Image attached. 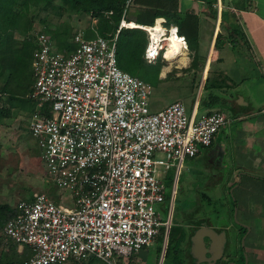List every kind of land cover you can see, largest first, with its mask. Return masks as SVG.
<instances>
[{"label":"built area","instance_id":"obj_1","mask_svg":"<svg viewBox=\"0 0 264 264\" xmlns=\"http://www.w3.org/2000/svg\"><path fill=\"white\" fill-rule=\"evenodd\" d=\"M133 2L126 0L119 31L128 27ZM116 40L88 39L79 32L76 48L68 52L42 31L35 33L30 98L38 109L29 131L49 177L71 202L56 204L46 193H35L15 206L4 235L19 253L29 249L22 264H71L91 257L132 264L161 237L166 243L172 209H165L162 171L179 172L233 122L223 111L189 115L182 101L152 112V89L119 67ZM166 43L153 48L149 33L145 61L155 64L164 57Z\"/></svg>","mask_w":264,"mask_h":264},{"label":"rangeland","instance_id":"obj_2","mask_svg":"<svg viewBox=\"0 0 264 264\" xmlns=\"http://www.w3.org/2000/svg\"><path fill=\"white\" fill-rule=\"evenodd\" d=\"M224 1L228 3V0ZM244 2V5H246L244 6L245 10L248 11L251 2L250 0H245ZM55 4L63 7L62 3L58 0L55 1ZM43 6L44 3L39 2L37 6L32 8L31 17L34 33L42 31L53 41L54 46L60 50L65 49L71 52L75 49L74 36L79 30L85 32L89 29L94 30V32L86 34V38L88 39L100 37L95 32L94 26L96 24L90 16L78 15L76 13L70 14L65 12V10L61 12L60 16L55 13L56 10L51 9L45 11ZM131 7L128 11L127 21L134 19L131 15L134 6ZM261 11L263 12L264 10L262 9ZM231 12L226 10L222 13L219 24L222 31L226 28V23H229L233 26L235 24V28L247 34V26L250 24L246 23L244 15L236 19ZM15 37L20 40L19 35H15ZM222 43V39H219L216 48L221 51L224 57L227 53L225 50H222ZM198 52L199 65L196 69L190 68L192 61L186 67H179V64H173L169 73L166 75L167 77H164V79L161 76L157 79V72L159 66H161L159 62L162 63L163 67H168L169 64L163 62L161 59L157 61L158 64L157 62L155 64H149L145 61L138 63L136 67L138 74H132L129 68L132 65V61L123 57V64L126 67L121 68L132 76L142 80L152 89L149 102L152 112L162 111L174 102L182 101L189 115L195 110L197 105L196 100L200 93L201 95L204 93L206 95L210 91L213 93V90H211L212 87L227 86L225 79L220 75L225 66L232 67L236 75H240L246 79V88L253 87L256 79H263L262 75L264 74L259 67L255 55L242 45V43L234 51L235 59L233 61L227 60L224 65H219L209 58V48L198 50ZM212 54L214 55V51ZM189 58H192L191 54ZM207 65H209V74L207 77V79L209 78V83L204 92V86L207 81H205V69ZM34 85L35 78L33 73L30 72L27 83L25 85H18L16 90L10 92V94H3L0 89V110L10 111L7 115H5V112L2 113L0 111V204H8L12 208H15L20 201H31L35 193H46L56 204L61 202L65 203V201L67 203L71 202L68 193L64 190L57 189L49 177L41 158L38 142L29 131L31 117L38 109V101L30 98L34 92ZM201 115L202 110L199 109L197 118H200ZM223 129L217 135L221 134ZM215 166L218 169L215 177L210 175L207 165L204 166L195 159H187L178 175L177 169L164 173L166 183L169 184L167 185L168 194L171 195L170 201L166 202V208L167 212L172 209L174 217L172 227L175 226V223L178 226L179 233L176 237H180L179 234L183 229L189 231L188 225H190V221H197L196 219L199 217L197 214L200 213L202 214L201 216L210 219L212 222L222 223L226 197L230 205L233 204L235 199L234 194L227 192L226 195L220 190L224 189L225 175L227 173L224 168L227 167V164L222 161ZM215 166H212V168ZM171 183L173 184L171 185ZM204 193H206L205 196H203ZM173 196L174 201H172ZM197 208H201V212ZM233 222L235 225L238 223L235 218H233ZM1 236L0 232V240L2 238ZM214 236L216 240L211 242L210 251L215 253L214 258H218L223 248L217 236L215 234ZM163 239L161 237L150 248L134 256L131 259L133 263L175 264V259L166 257L168 243L166 242L165 244ZM212 244H214L213 247ZM2 249L3 252L1 251ZM9 250L10 246L8 244L1 248L0 258L2 254H6ZM25 252L26 255L21 257L22 260H26L31 255L27 247H25ZM204 255L205 253L203 252ZM11 259L14 260L13 256ZM211 259L210 257L209 260L212 261ZM84 264L108 263L91 257Z\"/></svg>","mask_w":264,"mask_h":264},{"label":"crops","instance_id":"obj_3","mask_svg":"<svg viewBox=\"0 0 264 264\" xmlns=\"http://www.w3.org/2000/svg\"><path fill=\"white\" fill-rule=\"evenodd\" d=\"M244 1L228 0L226 3L224 0H134L131 5L134 6L131 13L134 19L127 21L128 11L132 8L130 7L125 20L126 23H135L142 27H153L158 24L159 20H162L161 25L164 31L176 30L180 38H185L184 45L188 49L187 65L193 61L195 56V52L191 49L198 51L207 48L210 49L209 58L219 65H224L227 60L233 61L235 59L234 51L242 43L253 52L264 74V11H261L264 10V0H250L251 4H249L248 11L245 10ZM226 10L232 11L231 13L236 19L244 15L246 23L250 24L247 26L248 35L235 28V24L233 26L229 23H226V28L222 31L219 24L222 13ZM146 13L158 16L154 25L137 23L139 15ZM167 14L174 15V20L170 23L167 22ZM123 29L145 31L149 43V33L145 28L127 27ZM120 31L118 30V33ZM79 32L84 33L85 36L87 31L79 30L75 34ZM219 39L223 41L222 50L227 53L224 57L221 51L216 48ZM213 51L214 55L212 54ZM190 54L192 60L189 58ZM164 57L161 55L158 61L161 59L172 66L173 64H170ZM174 64L179 63L175 62ZM207 67V72L205 69V81L209 74V65ZM165 68L163 67L160 73L163 79L167 77L166 75L170 71L169 69L164 72ZM233 71L232 67H223L220 75L225 79L227 86L212 89L213 94L223 99L222 106L211 110L202 109V115L214 111H223L232 118L233 122L226 126L221 134L216 135L210 147L202 149L192 159L201 162L204 166L207 165L208 172L212 177H215L218 172L215 165L222 161L225 162L227 164V167L224 168L227 172L226 180L224 189L220 190L226 195L227 192H231L235 199L230 205L226 197L222 223L212 222L210 219L201 216L200 213L197 214L199 215L198 218L196 217L197 221H190L187 232L191 235L192 240L198 231L202 229L211 230L216 235L223 237L222 247L227 243L229 249L238 248L244 235L243 242L247 256L245 264H264V75H262L263 79L255 80L253 87L246 88V79L236 75ZM200 99L197 98V105L193 113L196 112L197 114L199 111ZM212 166L215 167L212 168ZM180 172L181 170L177 171V175ZM164 173L166 172L162 171L163 182L168 188ZM205 195L206 193L203 194V196ZM172 201H174V196ZM165 209H167L166 203ZM197 209L201 212V208ZM173 218L172 213V225ZM233 218L238 221L237 226L233 222ZM215 228L222 230V233H217ZM245 232L246 234H244Z\"/></svg>","mask_w":264,"mask_h":264},{"label":"trees","instance_id":"obj_4","mask_svg":"<svg viewBox=\"0 0 264 264\" xmlns=\"http://www.w3.org/2000/svg\"><path fill=\"white\" fill-rule=\"evenodd\" d=\"M55 1L0 0V89L3 94H10V92L16 90L18 85H25L29 79V73L32 72V54L36 49V45L31 12L32 8L37 6L39 2L44 3L43 9L45 11L53 9L60 16L63 10L70 14L76 13L78 15L90 16L96 24L94 26L95 32L102 38L114 39L118 34L116 40L118 65L120 68H125L126 65L123 64V59L127 58L132 61V65L129 67L132 74H138L136 67L138 63L144 61L143 56L148 44V38L147 33L141 29H122L118 33L125 11L126 0H58L62 3L63 7L57 6ZM157 17L148 13L140 14L137 18V23L152 26ZM166 17L168 23L174 20L173 14H167ZM91 32H94V30H87L85 36ZM15 35H19L20 40ZM191 50L195 52V56L190 68L196 69L199 65V54L198 51ZM159 65L161 66H159L157 72V79H159L161 69L163 68L161 62H159ZM208 83L209 78L204 86V92L207 89ZM213 88L215 87H212L211 90ZM217 88L222 87L219 86ZM222 103L223 99L210 91L209 94L205 95L204 93L201 96L199 109H215L222 106ZM0 111L2 113L5 112V115L10 113V111ZM167 200H170V194L167 195ZM15 215V208H12L8 204H0V232L2 235L0 249L6 244L10 246L9 252L1 255L0 264H22L25 261V259H21L22 256L26 255L25 250L23 254H20L18 252V245L14 241L8 240L4 235L6 223L15 217ZM178 233V226H173L169 234L166 257L175 259V264H184L183 247L185 241L190 240L191 235L185 229L180 232V237H176ZM1 251L3 252V249ZM12 256L14 260L11 259ZM84 263L85 261L80 263L72 262L71 264Z\"/></svg>","mask_w":264,"mask_h":264},{"label":"flooded vegetation","instance_id":"obj_5","mask_svg":"<svg viewBox=\"0 0 264 264\" xmlns=\"http://www.w3.org/2000/svg\"><path fill=\"white\" fill-rule=\"evenodd\" d=\"M202 227V226H201ZM215 231L219 234L222 233V230L219 228H215ZM246 234V232L244 233ZM244 235L242 236V240L240 245L236 249H229L227 243L224 247H222V252L216 260L214 259L215 253L210 251L211 249V240L208 237L204 238L205 243V255L202 256V261L199 258L195 257L192 254V240H186L184 243L183 251H184V264H245L246 263V250L243 242ZM212 258L210 261L209 258Z\"/></svg>","mask_w":264,"mask_h":264},{"label":"bare ground","instance_id":"obj_6","mask_svg":"<svg viewBox=\"0 0 264 264\" xmlns=\"http://www.w3.org/2000/svg\"><path fill=\"white\" fill-rule=\"evenodd\" d=\"M153 27H142L135 23H127L128 28H145V30L149 31L153 40V48H155V43L160 41L168 42L166 51H165V59L169 61L170 64L179 63V66H186L188 63L187 58V48L184 43L180 40L176 30H173L172 36L169 39H161V36L164 34V29L162 28V20H159ZM158 26V27H157ZM171 66H168L164 69V72L169 70Z\"/></svg>","mask_w":264,"mask_h":264},{"label":"water","instance_id":"obj_7","mask_svg":"<svg viewBox=\"0 0 264 264\" xmlns=\"http://www.w3.org/2000/svg\"><path fill=\"white\" fill-rule=\"evenodd\" d=\"M207 71L208 70L206 68V72ZM202 88H203V86H202ZM200 97H201V93L198 96V100L200 99ZM214 234L215 233H213V231H211V230L202 229V230L198 231L196 233V235L192 238V243H193L192 254L195 257L199 258L200 261H202L203 252L205 253V250H206L205 243H204V238L208 237L211 240V242H214L216 240V237L214 236ZM216 236H217L218 240L222 243V246H223V237L222 236H218V235H216ZM213 246H214V244H212V247ZM201 254H202V256H201ZM214 259L216 260V258H214Z\"/></svg>","mask_w":264,"mask_h":264}]
</instances>
